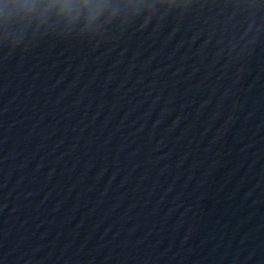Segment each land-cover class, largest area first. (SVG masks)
Segmentation results:
<instances>
[{
  "label": "water",
  "instance_id": "obj_1",
  "mask_svg": "<svg viewBox=\"0 0 264 264\" xmlns=\"http://www.w3.org/2000/svg\"><path fill=\"white\" fill-rule=\"evenodd\" d=\"M0 264H264V0H0Z\"/></svg>",
  "mask_w": 264,
  "mask_h": 264
}]
</instances>
